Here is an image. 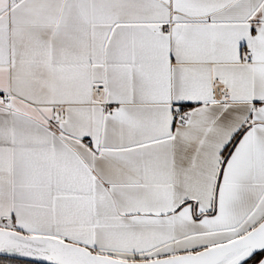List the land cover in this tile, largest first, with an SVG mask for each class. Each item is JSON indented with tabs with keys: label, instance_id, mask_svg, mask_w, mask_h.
<instances>
[{
	"label": "crops",
	"instance_id": "crops-1",
	"mask_svg": "<svg viewBox=\"0 0 264 264\" xmlns=\"http://www.w3.org/2000/svg\"><path fill=\"white\" fill-rule=\"evenodd\" d=\"M263 221L264 0H0V228L141 262Z\"/></svg>",
	"mask_w": 264,
	"mask_h": 264
},
{
	"label": "water",
	"instance_id": "water-1",
	"mask_svg": "<svg viewBox=\"0 0 264 264\" xmlns=\"http://www.w3.org/2000/svg\"><path fill=\"white\" fill-rule=\"evenodd\" d=\"M264 252V221L246 236L196 254L130 262L101 255L65 240L0 228V258L40 264H246ZM259 264H264V258Z\"/></svg>",
	"mask_w": 264,
	"mask_h": 264
},
{
	"label": "built area",
	"instance_id": "built-area-1",
	"mask_svg": "<svg viewBox=\"0 0 264 264\" xmlns=\"http://www.w3.org/2000/svg\"><path fill=\"white\" fill-rule=\"evenodd\" d=\"M167 31V30H165ZM245 61L250 62L251 61V52L247 51ZM5 99H9L5 97ZM190 118V112L189 110H175L174 111V122L175 124H186L188 123Z\"/></svg>",
	"mask_w": 264,
	"mask_h": 264
},
{
	"label": "trees",
	"instance_id": "trees-1",
	"mask_svg": "<svg viewBox=\"0 0 264 264\" xmlns=\"http://www.w3.org/2000/svg\"><path fill=\"white\" fill-rule=\"evenodd\" d=\"M263 258H264V252L258 254L246 264H259ZM0 264H40V263H34L29 261L17 260V259L0 258Z\"/></svg>",
	"mask_w": 264,
	"mask_h": 264
},
{
	"label": "bare ground",
	"instance_id": "bare-ground-1",
	"mask_svg": "<svg viewBox=\"0 0 264 264\" xmlns=\"http://www.w3.org/2000/svg\"><path fill=\"white\" fill-rule=\"evenodd\" d=\"M204 264H209L208 262L204 263Z\"/></svg>",
	"mask_w": 264,
	"mask_h": 264
}]
</instances>
